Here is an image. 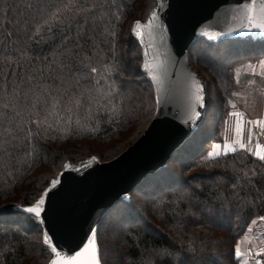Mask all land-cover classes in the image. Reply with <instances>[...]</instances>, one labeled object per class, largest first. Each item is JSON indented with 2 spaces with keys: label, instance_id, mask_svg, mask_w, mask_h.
<instances>
[{
  "label": "trees",
  "instance_id": "obj_1",
  "mask_svg": "<svg viewBox=\"0 0 264 264\" xmlns=\"http://www.w3.org/2000/svg\"><path fill=\"white\" fill-rule=\"evenodd\" d=\"M158 4L0 0V264H50L44 226L26 209L67 164L111 162L150 127L157 90L132 29ZM197 41L204 44L193 64ZM235 43L239 55L264 54V40L198 38L188 48L191 67L230 87L236 60L227 49ZM205 118L130 201L102 217L100 264H108L115 235L124 246L121 264H167L163 250L182 253L186 264H242L236 245L264 217V160L242 148L209 156L220 134L206 138ZM178 166L192 174L181 175Z\"/></svg>",
  "mask_w": 264,
  "mask_h": 264
},
{
  "label": "water",
  "instance_id": "obj_2",
  "mask_svg": "<svg viewBox=\"0 0 264 264\" xmlns=\"http://www.w3.org/2000/svg\"><path fill=\"white\" fill-rule=\"evenodd\" d=\"M252 2L159 1L154 9L156 18L149 25L150 14L138 30L142 35H137L156 86L158 113L144 135L116 159L67 164L57 179L59 183L52 184L47 194L45 191L40 215L31 214L43 224L52 241L50 247H57L62 254H74L93 232L96 240L102 217L117 202L130 201L132 191L143 179L166 166L172 154L192 137L207 111L208 86L191 67L188 48L198 38L264 40V32L238 28L242 6ZM255 3L259 10L264 0ZM193 78L202 87L203 106L194 101Z\"/></svg>",
  "mask_w": 264,
  "mask_h": 264
},
{
  "label": "rangeland",
  "instance_id": "obj_3",
  "mask_svg": "<svg viewBox=\"0 0 264 264\" xmlns=\"http://www.w3.org/2000/svg\"><path fill=\"white\" fill-rule=\"evenodd\" d=\"M202 44H204L203 41H197L192 45L194 53L192 52L189 56H192L193 64L201 59L198 50ZM222 50L225 52L226 48H222ZM227 50L233 51L234 61L236 60L233 69L235 81L233 84L231 83L230 87L229 84L226 88L223 81L219 83L208 69L201 72L206 80L205 82L209 84L205 125H209L210 128L207 129L209 135L206 138H210L212 134L214 136L216 132H219L220 137L216 139L220 138V140L213 145H221L220 154L226 153L223 150L225 144L230 145L235 150L241 149L239 144L236 143L237 140L241 139V136L237 133L239 124L243 128V143L245 144L242 149H246L255 155V151L258 150L256 145L264 148V127L256 123L257 121H264V67L260 64L261 61H264V54L260 53L259 56L256 53L253 55H239L237 43L231 45ZM233 113L239 115H233ZM203 137L204 135H202V139H204ZM207 148H210V146ZM175 169L186 177L192 174V172H183L180 166L175 167ZM245 237H248L249 240L242 244V251L246 252V255L240 258L242 264H244V261H247V264H264V251H261V248H264V220H258L240 241L244 240ZM108 240L109 246L107 252H105L108 264H121L123 252L119 253V247H121L120 251H123L124 246L119 245V235H115Z\"/></svg>",
  "mask_w": 264,
  "mask_h": 264
},
{
  "label": "snow or ice",
  "instance_id": "obj_4",
  "mask_svg": "<svg viewBox=\"0 0 264 264\" xmlns=\"http://www.w3.org/2000/svg\"><path fill=\"white\" fill-rule=\"evenodd\" d=\"M243 12L241 15V23L238 25L239 29H244L247 31L258 30L260 32H264V4L259 5V10H257V5L255 0L251 4H245L242 6ZM156 18L155 10L151 13V18L149 19V25H151L152 20ZM141 22L136 21L135 27L132 29L136 35H142L140 31ZM237 29H229V31H235ZM207 33H205L206 35ZM222 34V33H221ZM210 39H216V36L209 37ZM261 66L264 67V61L260 62ZM144 67L147 69L149 65L145 63ZM95 71V69H93ZM239 72V70H237ZM156 77L153 76V79ZM193 85L195 87V91L193 92V97L195 103H199L203 106V97L201 95L202 87L201 85L193 78ZM193 111H195L193 109ZM199 115V113H195ZM233 115H239L238 113H233ZM242 119V118H241ZM256 123L261 124L264 127V121H257ZM237 133L241 136V139L237 140L236 143L239 144L240 148H244L245 144L243 143V128L241 125L238 124L237 126ZM258 149L255 151V155H257L261 160H264V148H261L260 145H256ZM221 150V145H213L212 151L208 153L209 156H219ZM223 150L225 152L228 151H235V148H232L230 145L225 144L223 145ZM67 167V166H66ZM53 185L59 183V181L53 180ZM47 194V190L46 193ZM45 203V195L42 194L39 199L36 200L35 204L26 209V211L30 213H34L37 217L40 215L42 211V206ZM260 219L264 220V217ZM255 223V221H253ZM249 238L245 237L244 240L237 243L235 248V255L238 259L244 257L246 255L245 251H242V244L248 242ZM44 243L46 245H50L52 243L51 239L47 235L44 234ZM261 251H264V248H261ZM51 253H54V257L50 264H100L99 256H98V248L95 240V234L88 238L87 243H84L83 246L78 250L75 251L74 254H62V251L58 250L57 247H51ZM162 261H167V264H186V257L180 252H172L170 250H163L158 253ZM244 264H247V261H244Z\"/></svg>",
  "mask_w": 264,
  "mask_h": 264
}]
</instances>
